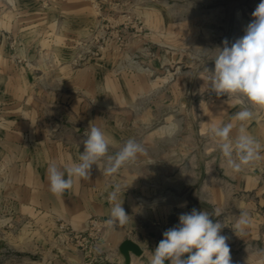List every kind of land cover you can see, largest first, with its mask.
I'll list each match as a JSON object with an SVG mask.
<instances>
[{
	"label": "crops",
	"instance_id": "0c3cea01",
	"mask_svg": "<svg viewBox=\"0 0 264 264\" xmlns=\"http://www.w3.org/2000/svg\"><path fill=\"white\" fill-rule=\"evenodd\" d=\"M112 1L120 9L131 8L143 25L159 30L168 40L170 10L177 5L173 1ZM108 18L109 14L96 16L86 0H0V200L10 203L3 207L4 214L27 218L41 229L57 228L60 220L80 231L90 217L109 218L112 205L107 196L119 185V199L129 222L115 229L105 226L101 244L108 259L99 258L97 264H125L119 251L125 239L143 249L140 256L131 253L130 264H149L163 232L179 223L181 213L193 208L208 211L213 222L224 223L220 234L228 238L230 264H264V159L235 172L208 133L213 124L231 122L235 136L241 122L233 117L241 105L228 95L201 101L202 124L194 131V141L203 138L205 146L194 145L186 162L185 148L177 150L176 160L161 157L159 163L154 162V153L167 141L168 130L160 129V135L149 132L141 140L135 126H122L128 118L122 111L129 105L132 87L127 75H115L112 69L113 58L121 55L112 42L93 62L79 67L71 64L74 43L89 37ZM251 20H241V33L235 40L245 34ZM126 37L133 44L131 33ZM11 39L17 43L15 55L25 62L11 58ZM42 53L56 60L53 69L43 64ZM245 105L254 113L245 127L264 149V106L250 105L247 100ZM90 125L112 138L109 153L118 151L129 138L140 143L145 149V172L115 181L104 174L102 161L100 168L92 166L88 180L75 181L71 189L57 196L50 191L48 167L55 163L63 170L78 162ZM158 169L164 171L161 178L154 175ZM170 170L175 172L169 175ZM215 210L220 211L219 217L211 215ZM242 211L248 212L250 223L243 232H235L232 227ZM16 247L25 245L19 242ZM79 256L70 247L35 264H80Z\"/></svg>",
	"mask_w": 264,
	"mask_h": 264
},
{
	"label": "rangeland",
	"instance_id": "374dc122",
	"mask_svg": "<svg viewBox=\"0 0 264 264\" xmlns=\"http://www.w3.org/2000/svg\"><path fill=\"white\" fill-rule=\"evenodd\" d=\"M86 1L96 16L102 18L104 14H109L110 18L103 19L89 37L74 43L76 51L71 59L72 66L93 62L112 42L114 51L121 54L113 58L112 69L115 75H127L132 87L127 96L130 98L129 105L122 111L128 118L121 122L122 126H135L142 134V140L143 135L149 132L160 135V129L166 131L171 124H178L179 130L174 135L168 134L162 149L158 148L154 153L153 161L159 163L157 159L161 157L173 161L181 148H185V162L190 160L194 145L205 146L203 138L201 143L194 141V131L202 124L199 103L227 95L217 96L211 90L209 73L204 69L214 71L216 49L223 48L225 39L229 46L236 41V35L241 33V20L253 19L252 13L260 0H170L177 5L170 10L168 40L160 36L159 30L143 25L131 8L120 9L112 0H100L98 9L90 0ZM128 33L132 35L131 45L126 37ZM9 44L11 58L16 63L25 62L15 55L16 41L11 39ZM42 54L43 64L53 69L57 65L56 60L49 54ZM145 159L140 154L134 162L106 177L121 182L129 176L143 175ZM171 172L175 170L168 171L169 175ZM154 175L161 178L164 171L154 170ZM158 188H161L160 184ZM164 188L175 190L170 186ZM7 204L10 203L0 200V264L45 263L43 258L47 260L57 256L70 247L79 252L80 264H97L99 258L108 259V252L103 250L101 240L99 247L91 245L88 251L79 244V238L60 228L59 224L65 222L59 220L57 228L41 229L27 218L17 219L4 214L3 207ZM261 238L264 241V234ZM19 242L24 243L25 247L18 249L16 245Z\"/></svg>",
	"mask_w": 264,
	"mask_h": 264
},
{
	"label": "clouds",
	"instance_id": "9594fccd",
	"mask_svg": "<svg viewBox=\"0 0 264 264\" xmlns=\"http://www.w3.org/2000/svg\"><path fill=\"white\" fill-rule=\"evenodd\" d=\"M253 19L247 25L245 34L229 46L227 39L223 48H218L214 71L209 72L208 82L217 96L227 94L235 97L241 110L233 117L241 122L238 132L232 135L234 125L213 124L208 129L210 137L225 158L229 168L235 172L242 170L255 161L264 159L261 155V144L248 133L245 123L254 116L253 111L245 105V100L253 106H264V0L256 6ZM179 130L178 124H171L168 134L174 135ZM83 139L84 150L79 154L78 162L66 165L63 170L55 163L48 167L50 191L60 196L71 189L77 180H88L93 165L100 168L105 162L104 174H116L123 166L134 162L145 149L136 140L129 138L122 147L113 154L109 148L113 140L99 127L90 125ZM120 186H114L107 199L112 205L109 218L105 224L112 229L129 222V216L119 199ZM211 215L219 217V210ZM179 223L163 232V238L151 252L149 264H230V247L227 237L221 235L224 223L213 222L208 211L190 212L179 215ZM250 223L248 212L242 211L237 217L233 229L243 232ZM184 254H188L184 257Z\"/></svg>",
	"mask_w": 264,
	"mask_h": 264
},
{
	"label": "built area",
	"instance_id": "2783aa9c",
	"mask_svg": "<svg viewBox=\"0 0 264 264\" xmlns=\"http://www.w3.org/2000/svg\"><path fill=\"white\" fill-rule=\"evenodd\" d=\"M94 7L100 9V0H90ZM96 53L93 51L92 53ZM106 219L100 217H90L87 221V224L83 230L77 231L72 228V226L67 225L65 223H60L59 226L62 228L66 233L71 234L73 237L79 238V244H82L84 248H87L88 251L91 250V245L94 247L100 246V240L102 231L105 228Z\"/></svg>",
	"mask_w": 264,
	"mask_h": 264
},
{
	"label": "water",
	"instance_id": "95a60500",
	"mask_svg": "<svg viewBox=\"0 0 264 264\" xmlns=\"http://www.w3.org/2000/svg\"><path fill=\"white\" fill-rule=\"evenodd\" d=\"M119 246L120 253L124 256V263L130 264L131 260V253L137 256H140L143 254V249L141 246H139L137 243L125 239L122 241V243ZM188 254H184V257L186 258ZM165 264H170V261H165Z\"/></svg>",
	"mask_w": 264,
	"mask_h": 264
}]
</instances>
